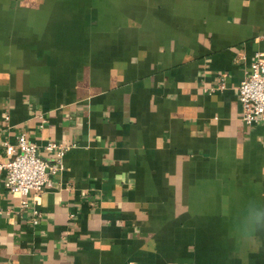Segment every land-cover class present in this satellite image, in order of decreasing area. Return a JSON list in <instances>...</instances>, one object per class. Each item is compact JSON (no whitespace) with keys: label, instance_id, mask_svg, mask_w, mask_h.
I'll use <instances>...</instances> for the list:
<instances>
[{"label":"crops","instance_id":"crops-1","mask_svg":"<svg viewBox=\"0 0 264 264\" xmlns=\"http://www.w3.org/2000/svg\"><path fill=\"white\" fill-rule=\"evenodd\" d=\"M258 53L264 0H0V264H264V229L237 232L264 215ZM21 134L69 148L26 209Z\"/></svg>","mask_w":264,"mask_h":264},{"label":"built area","instance_id":"built-area-1","mask_svg":"<svg viewBox=\"0 0 264 264\" xmlns=\"http://www.w3.org/2000/svg\"><path fill=\"white\" fill-rule=\"evenodd\" d=\"M220 87H224V82ZM239 100L246 125L264 124V56L260 53L256 54L250 71L239 85ZM45 147L54 152L51 159L42 157L38 145L24 134L18 136L15 144L5 143L8 159L1 165L6 170L5 185L19 195L22 209L32 207L30 196H38L51 187L53 176L65 169L64 156L69 148L53 141ZM33 208L32 222L37 225L42 213L35 206Z\"/></svg>","mask_w":264,"mask_h":264},{"label":"clouds","instance_id":"clouds-1","mask_svg":"<svg viewBox=\"0 0 264 264\" xmlns=\"http://www.w3.org/2000/svg\"><path fill=\"white\" fill-rule=\"evenodd\" d=\"M260 229H264V215L257 214L256 218L250 225H245L242 228L236 230L242 238L247 239Z\"/></svg>","mask_w":264,"mask_h":264}]
</instances>
